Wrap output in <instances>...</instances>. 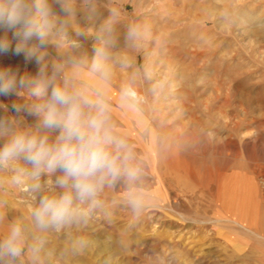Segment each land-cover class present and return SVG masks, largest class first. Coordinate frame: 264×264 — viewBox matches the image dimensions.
I'll list each match as a JSON object with an SVG mask.
<instances>
[{
  "label": "rangeland",
  "instance_id": "374dc122",
  "mask_svg": "<svg viewBox=\"0 0 264 264\" xmlns=\"http://www.w3.org/2000/svg\"><path fill=\"white\" fill-rule=\"evenodd\" d=\"M49 3L68 21L69 40L81 43L47 47L49 59L63 61L90 63L118 10L108 79L85 67L79 83L93 98L103 94L139 175L105 187L103 206L86 223L40 232L30 209L50 189L60 191L54 177L32 192L0 171V239L12 222L26 237L13 264H264V0H72L73 16ZM129 26L140 30L135 42L127 39ZM15 43L0 54V70L35 76L39 65L17 55ZM128 87L145 101L122 95ZM16 101L0 96L8 106L0 116L20 129L32 126L35 117L12 110ZM184 134L195 140L185 143ZM228 194L241 206H229ZM37 238L43 244L33 253Z\"/></svg>",
  "mask_w": 264,
  "mask_h": 264
},
{
  "label": "clouds",
  "instance_id": "9594fccd",
  "mask_svg": "<svg viewBox=\"0 0 264 264\" xmlns=\"http://www.w3.org/2000/svg\"><path fill=\"white\" fill-rule=\"evenodd\" d=\"M55 2L66 15L75 14L72 0ZM117 15L118 10L113 9L90 63L86 57L63 61L49 59L47 47L78 48L79 44L69 40L68 21L59 20L49 0H0V30L4 32L0 54L8 52L15 40V53H23L26 60L34 59L39 65L35 76L0 70V96L15 95L12 110L35 117L32 126L20 129L12 117L0 116V139L4 141L0 144V171L10 170L9 182L32 192L43 189V178L54 177V188L60 191L50 189V194L41 195L30 209L40 232L86 223L93 211L103 206L100 195L105 187H112L120 177L132 181L139 175L130 146L115 132L103 94L97 92L93 98L79 83L85 67L108 79L112 24ZM140 37L138 27L129 26L127 39L135 42ZM122 95L134 98L135 92L125 89ZM7 108L0 103V109L7 112ZM131 203L134 209L138 207L137 202ZM3 219L0 213V222ZM78 243L83 247L85 242ZM42 244L37 238L31 246L33 253H38ZM25 246L23 226L10 223L0 239V264H13L24 254Z\"/></svg>",
  "mask_w": 264,
  "mask_h": 264
},
{
  "label": "bare ground",
  "instance_id": "6f19581e",
  "mask_svg": "<svg viewBox=\"0 0 264 264\" xmlns=\"http://www.w3.org/2000/svg\"><path fill=\"white\" fill-rule=\"evenodd\" d=\"M78 44H79V47L78 48H80L81 47V43H79V42H77ZM78 48H75V49H78ZM128 89H132L134 92H135V97L134 98H132L133 100H135L136 102H138V101H140V100H143V101H145V99H144V96L142 95V94H140L135 88H133V87H128ZM142 92V91H141ZM143 97H142V96ZM147 101V100H146ZM177 137H180V136H177ZM183 138H181L185 143L187 142V143H191V142H193L194 140H195V135L194 134H184L183 136H182ZM180 139V140H181ZM185 143H184V145H185ZM183 144V143H182ZM164 148V147H163ZM167 149V148H166ZM174 155V154H173ZM166 156H167V154H166ZM175 156V155H174ZM163 157H165V156H163ZM168 157H169V155H168ZM166 158V157H165ZM167 161V160H166ZM172 161V160H171ZM182 163V162H181ZM184 171V170H183ZM185 173V172H184ZM209 176H211L212 178H213V176L210 174ZM208 176V177H209ZM215 176V175H214ZM196 181V180H195ZM237 181V180H236ZM240 183V182H239ZM242 185V184H241ZM15 191H16V189H15ZM236 192V191H235ZM229 194H231V193H229ZM228 194V195H229ZM245 194V193H244ZM228 197V200H226V201H228V203L230 204L229 206H234L235 205V207H239V206H241L240 205V202H238V200L236 199L237 197L236 196H233V198H235V200L233 199V198H230L231 197V195H229V196H227ZM223 199V198H222ZM1 201V200H0ZM3 202V201H2ZM224 203V202H223ZM218 204V203H217ZM235 209H237V208H235ZM252 214V213H251ZM17 220V219H16ZM242 223V222H241ZM240 227H241V225H240ZM79 228V227H78ZM242 228V227H241ZM60 234V233H59ZM115 243V242H114ZM54 249V248H53ZM29 251V250H28ZM93 251V250H92ZM29 253V252H28ZM73 254V253H72ZM92 259V258H91Z\"/></svg>",
  "mask_w": 264,
  "mask_h": 264
}]
</instances>
